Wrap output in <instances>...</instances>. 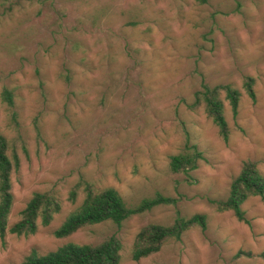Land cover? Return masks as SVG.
<instances>
[{
  "label": "rangeland",
  "instance_id": "obj_1",
  "mask_svg": "<svg viewBox=\"0 0 264 264\" xmlns=\"http://www.w3.org/2000/svg\"><path fill=\"white\" fill-rule=\"evenodd\" d=\"M202 82L240 91L236 115L225 101L226 142L202 107H190ZM0 132L19 158L8 225L35 191H52L61 204L35 233L7 231L0 264L111 234L122 243L119 264H264V194L242 203L249 223L213 203L245 160L264 175V0H0ZM192 144L204 156L197 168L172 172L169 156ZM80 180L113 187L130 205L156 192L175 204L55 237L83 199L81 185L68 199ZM176 212L204 213L206 227L133 260L136 233L170 225Z\"/></svg>",
  "mask_w": 264,
  "mask_h": 264
},
{
  "label": "trees",
  "instance_id": "obj_2",
  "mask_svg": "<svg viewBox=\"0 0 264 264\" xmlns=\"http://www.w3.org/2000/svg\"><path fill=\"white\" fill-rule=\"evenodd\" d=\"M206 2L207 0H197ZM254 78L245 76L243 88L246 94L255 100L253 88ZM2 95L7 103L13 105V94L4 88ZM240 91L229 83L209 85L201 83L195 91L190 107H202L206 116L216 125L223 141L229 138V126L225 117V101L230 105L233 115H236L240 100ZM202 151L195 145H187L183 150L169 156V169L174 173H188L197 168L198 161L203 159ZM19 158L13 144L0 132V238L6 232L16 235H29L36 232L38 220L48 225L53 215L60 210V201L52 191H35L31 194L23 209L19 211V219L8 225L13 194L11 192V174L17 170ZM82 186V201L66 216L64 221L53 230L58 238L67 237L79 229L104 221H112L117 227L129 216L149 210L159 204H175V199L160 192L143 198L136 205L125 202L113 187L96 188L85 180H80L69 191L68 199L74 202L77 189ZM264 175L253 160H245L239 173L231 180L228 195L215 199V209L219 212L232 211L237 220L249 223L245 217L242 203L250 196H263ZM207 216L195 213L185 217L176 212L170 225L149 223L143 226L135 235L131 257L139 260L157 252L169 239H180L181 235L192 227H206ZM122 243L111 234L96 243L67 242L55 250L45 254L31 251L21 262L9 264H119L121 260ZM248 255L242 251L239 255ZM264 258V254H260Z\"/></svg>",
  "mask_w": 264,
  "mask_h": 264
}]
</instances>
